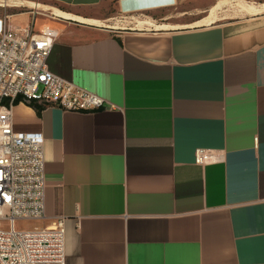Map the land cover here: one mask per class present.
<instances>
[{
  "label": "crops",
  "instance_id": "1",
  "mask_svg": "<svg viewBox=\"0 0 264 264\" xmlns=\"http://www.w3.org/2000/svg\"><path fill=\"white\" fill-rule=\"evenodd\" d=\"M113 1L116 26L0 0V28L52 35L50 70L107 102L15 105V130L45 140L31 228L65 218V264H264V2ZM201 148L219 159L198 164Z\"/></svg>",
  "mask_w": 264,
  "mask_h": 264
},
{
  "label": "built area",
  "instance_id": "2",
  "mask_svg": "<svg viewBox=\"0 0 264 264\" xmlns=\"http://www.w3.org/2000/svg\"><path fill=\"white\" fill-rule=\"evenodd\" d=\"M55 38L33 23L0 28V264H65V218L52 227L20 229L18 220L46 215L45 140L42 133L14 127L18 102H38L65 110L94 111L107 102L52 72L48 65ZM196 162L219 156L197 149Z\"/></svg>",
  "mask_w": 264,
  "mask_h": 264
},
{
  "label": "rangeland",
  "instance_id": "3",
  "mask_svg": "<svg viewBox=\"0 0 264 264\" xmlns=\"http://www.w3.org/2000/svg\"><path fill=\"white\" fill-rule=\"evenodd\" d=\"M15 0H9V2L13 3ZM17 2H19V6L15 7L17 12H30V11H35L36 9H32L31 7H29V5H32L33 2L36 3H44L46 6L42 7V5H40L39 8H46L47 10L45 11V13L50 14L52 11L58 10V9H66L69 11H76L75 13L81 14L87 18L90 19H97L99 22L98 24H108V25H114L116 26V22L119 20V18H115V19H111L112 16L117 15L118 16V10L116 8V4L113 0H110L107 4L102 5V6H98L96 8H91V9H81V10H74L72 8H67V7H63L60 6L59 4H56L55 2H52L51 0H16ZM29 1V2H28ZM250 2H264V0H248ZM25 2V3H24ZM233 0H229V1H225V4L227 3V5H225L223 8H221V12L223 10H228L232 7L233 5ZM5 4V3H4ZM41 10V9H39ZM4 12H8V9H4L2 10L0 8V14H3ZM42 12V11H40ZM44 12V11H43ZM42 12V13H43ZM223 14V13H222ZM221 14V16H222ZM223 16H228V13H225ZM219 17V16H216ZM18 21L23 22L25 21V18H21ZM101 21V22H100ZM177 23V25H182L185 23H188L187 21H178L175 22ZM190 23V22H189ZM118 24V23H117ZM35 220H18L17 221V227L20 229H30L31 226H33V222Z\"/></svg>",
  "mask_w": 264,
  "mask_h": 264
},
{
  "label": "bare ground",
  "instance_id": "4",
  "mask_svg": "<svg viewBox=\"0 0 264 264\" xmlns=\"http://www.w3.org/2000/svg\"><path fill=\"white\" fill-rule=\"evenodd\" d=\"M23 1V0H22ZM29 2V1H28ZM25 3V2H24ZM17 4V3H16ZM33 4H34V2H33ZM37 5V4H36ZM30 7V6H29ZM43 7V6H42ZM55 12V14H59V15H65V16H69V17H72L71 15H69V14H66V13H61V12H58V11H54ZM80 20H83V21H87V22H92V23H98L99 21H93V20H88V19H82V18H80ZM101 22V21H100Z\"/></svg>",
  "mask_w": 264,
  "mask_h": 264
},
{
  "label": "trees",
  "instance_id": "5",
  "mask_svg": "<svg viewBox=\"0 0 264 264\" xmlns=\"http://www.w3.org/2000/svg\"><path fill=\"white\" fill-rule=\"evenodd\" d=\"M29 105H31V106H36V108L39 110V112H40L41 109H42V106L36 105V102H35V101L29 102Z\"/></svg>",
  "mask_w": 264,
  "mask_h": 264
}]
</instances>
